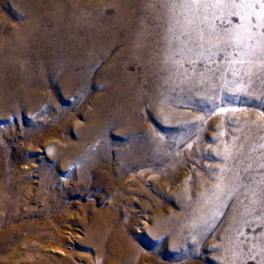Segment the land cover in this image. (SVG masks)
Returning <instances> with one entry per match:
<instances>
[{
	"label": "bare ground",
	"instance_id": "obj_1",
	"mask_svg": "<svg viewBox=\"0 0 264 264\" xmlns=\"http://www.w3.org/2000/svg\"><path fill=\"white\" fill-rule=\"evenodd\" d=\"M255 12L223 3L211 6L210 0L195 5L189 0H0V119L24 113L29 125L23 135L38 137L36 129L44 126L36 118L50 112L59 116L63 129L68 128L70 112L59 105L68 94L76 97L77 105H84L88 90L102 91L93 108L98 122L90 120L85 130L77 128L73 145L57 147L53 165L36 170L38 162L32 161L19 166L18 156L5 160L0 149V264H159L154 257L164 250L162 238H168L166 251L171 254L205 240L219 223L226 183L217 180L209 185L199 175L188 181L194 190H186L177 151L193 139L196 129L180 107H209L221 95L231 98L225 87L239 79L263 90L264 35L260 33L264 27L251 32L241 27L242 22L248 23L244 13ZM250 18L255 23L256 16ZM220 54L227 60L221 70L207 68L197 74L198 65L191 67L192 72L185 66L195 60L207 63ZM134 64L139 70L132 74L128 69ZM97 74L103 78L99 84L92 81ZM145 105L166 127L177 133L184 130L174 137L173 145L143 127ZM113 121L128 131L125 151L110 150L105 131ZM98 126L106 142L87 148ZM44 134L45 141L61 137L54 130ZM15 135L22 133L15 131ZM200 142L195 141L197 151ZM34 150L32 140L25 151ZM96 157L105 165L99 166ZM74 162L79 163L75 172L79 184L89 188L93 178L103 175L115 182L117 194L110 207L130 183L134 188L127 190L129 196L177 200L180 211L164 215L156 206L159 221L147 247L128 240L125 224L114 213H19L61 195L59 173L69 171ZM148 165L155 169L151 190L148 179L143 184L130 180L128 174L121 176L131 167ZM161 166L167 170L162 172ZM176 180L182 186L173 187ZM103 192L109 193V188ZM220 248L213 260L217 264H223ZM186 257L191 259L190 254Z\"/></svg>",
	"mask_w": 264,
	"mask_h": 264
},
{
	"label": "rangeland",
	"instance_id": "obj_2",
	"mask_svg": "<svg viewBox=\"0 0 264 264\" xmlns=\"http://www.w3.org/2000/svg\"><path fill=\"white\" fill-rule=\"evenodd\" d=\"M233 21L238 22L237 19H233ZM226 25L223 24L221 27L227 28L228 25ZM234 56L237 55L234 53ZM224 59L225 56L220 54L216 59L211 58L207 63L195 60L188 61L185 66L192 72L194 70L192 68L198 65L200 70L197 74H200L205 73L204 69L207 68L221 70V64L227 62ZM128 70L134 74L139 69L134 64L130 65ZM213 72L220 75L217 73L218 71ZM237 75L242 77L241 72H238ZM102 80L103 78L98 74L94 75L92 79L98 84ZM225 88L229 89L233 95L231 98L221 95V99L211 103L209 107L203 106V104L180 107L182 108L180 110L195 122L193 124L196 133L191 141L183 144L177 151V157L183 167L181 168L182 177L188 183L187 189L184 185L186 190H194L190 183L199 175H202L209 185L217 180L222 184L226 183V186H223L225 188L223 191L224 205L221 217L218 219L219 223L212 232H209L210 234H207L208 237L205 240L182 248L175 254L166 251L168 238H162L160 247L164 250L160 255L154 257L157 262L162 264H217L213 260L219 252V246L223 252V264H264V86L263 90H259V86L244 83L239 79L238 82L230 83ZM88 92L89 98L84 102V105H77L76 97L72 93L68 94L65 100L59 102L65 111L70 112L71 122L67 129L61 127L59 116L54 114L52 116L51 112L36 118L38 124L44 126L36 129L35 133L39 135L38 137L37 135L33 137L28 134L23 135L29 125L24 113L0 119V130L2 131L0 133V149H2L5 160L6 157L18 156L15 163L19 166H24L32 161L38 162L36 170L43 164L51 165V161L58 158V148H67L76 142L75 131L77 128L85 130L90 126V122H98L99 116H96L94 102L98 100L102 91L92 89ZM143 112L144 114L141 116L143 127H148L156 134L162 135L167 144L173 145L174 137L176 138L177 134L184 131L177 133L174 128L166 127L167 125L160 118L151 113L149 105L144 106ZM88 114L91 116L89 117ZM29 121H31L30 118ZM162 124H165V127ZM119 127L121 125L113 121L105 131L107 141L110 142V150L113 153L125 151L128 146L127 138L124 136L128 131ZM49 130L59 131L61 137L45 141L44 133ZM15 131L21 132L22 135L17 137ZM95 133L93 142L86 144L87 148L96 149L105 144L106 139L104 141L100 136L102 129L99 126ZM4 136H8L9 139L5 141ZM32 140L35 143V150L29 154L25 151V146ZM196 140H201L199 151L194 148ZM190 151L187 159L186 154ZM95 159L99 166L105 165L100 158L96 157ZM112 162L117 164V159L114 158ZM158 168L162 172L167 170L165 166ZM117 169L120 168L117 167ZM78 170L79 163L74 162L70 165L69 171L59 173L63 186L61 195L52 200H43L37 206L33 204L26 207V210L20 209L19 213H114L117 215L119 223L125 224L128 240L136 246L147 247L151 230L159 221L154 214L156 206L158 205L157 208L159 207L164 215L170 211H180L179 206L177 207V200L168 203L161 199L151 201L137 194L129 196L127 190L134 188L130 183L126 186V192H121L116 197L118 200L114 203L115 206L110 207L111 201L117 194L115 182H110L103 175L93 178L88 188L87 185L75 181L77 179L75 172ZM153 170L155 169L151 165L131 167L121 176L128 174L130 180L135 179L143 184L148 179L147 189L151 190V183L155 180V177L151 175ZM102 173L103 171L100 174ZM142 176L147 177L144 179ZM178 180L175 181L173 187L182 186V183H176ZM186 181L184 180L185 183ZM106 188H109V193L103 192ZM128 202L130 204H127ZM141 204L145 208H142ZM144 243L145 245H143ZM189 254L191 259L186 257Z\"/></svg>",
	"mask_w": 264,
	"mask_h": 264
},
{
	"label": "snow or ice",
	"instance_id": "obj_3",
	"mask_svg": "<svg viewBox=\"0 0 264 264\" xmlns=\"http://www.w3.org/2000/svg\"><path fill=\"white\" fill-rule=\"evenodd\" d=\"M192 5H195L201 0H189ZM211 6H215L217 4H225L229 6H235L237 8H252L256 9L255 13H244V16L248 18V23L245 25L243 22L241 23V27L245 28L246 31L251 32L252 28H262L264 27V0H210ZM255 15L256 20L255 23L252 22L251 16ZM264 35V33H260Z\"/></svg>",
	"mask_w": 264,
	"mask_h": 264
}]
</instances>
